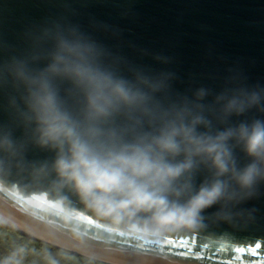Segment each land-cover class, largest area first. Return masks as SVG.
Here are the masks:
<instances>
[{
    "label": "water",
    "instance_id": "1",
    "mask_svg": "<svg viewBox=\"0 0 264 264\" xmlns=\"http://www.w3.org/2000/svg\"><path fill=\"white\" fill-rule=\"evenodd\" d=\"M60 40L79 44L103 70L159 85L154 95L162 108L148 105L157 120L162 109L184 107L207 117L210 125L200 131L215 136L264 124V0H0V210L71 245L133 263L264 264V164L257 162L258 175L247 188L229 181L225 195L201 211L198 227L159 236L98 217L60 179L57 153L38 143L13 76ZM69 87L61 95L79 117L85 99L76 90L66 93ZM232 99L241 111L223 110ZM140 115L116 118L126 140L133 133L125 129ZM227 143L237 171L254 162L243 141ZM196 163L191 175L199 188L213 170L200 158ZM168 239L188 244L172 247ZM189 247L199 257L178 254ZM241 247L244 253L237 252Z\"/></svg>",
    "mask_w": 264,
    "mask_h": 264
},
{
    "label": "clouds",
    "instance_id": "2",
    "mask_svg": "<svg viewBox=\"0 0 264 264\" xmlns=\"http://www.w3.org/2000/svg\"><path fill=\"white\" fill-rule=\"evenodd\" d=\"M13 76L23 88L38 143L57 153L54 167L60 179L98 217L124 223L131 233L159 236L195 229L201 211L225 195L229 181L247 188L258 175L257 162L264 164V124L212 136L200 131L210 125L207 117L184 107L162 109L157 120L148 105L154 101L161 106L154 95L159 85L147 77L130 81L103 70L71 40L55 42ZM64 85L70 86L66 93L83 95L81 116L73 115L61 95ZM203 96L198 93V100ZM223 110L239 112L242 105L232 99ZM132 112L141 115L135 127L125 129L133 133L129 141L115 122ZM233 137L255 158L240 171L227 143ZM197 158L213 170V179L199 188L191 175ZM226 175L228 180L222 179Z\"/></svg>",
    "mask_w": 264,
    "mask_h": 264
},
{
    "label": "rangeland",
    "instance_id": "3",
    "mask_svg": "<svg viewBox=\"0 0 264 264\" xmlns=\"http://www.w3.org/2000/svg\"><path fill=\"white\" fill-rule=\"evenodd\" d=\"M48 253L64 260L52 261ZM65 260L68 264H114L47 243L0 222V264H63Z\"/></svg>",
    "mask_w": 264,
    "mask_h": 264
},
{
    "label": "bare ground",
    "instance_id": "4",
    "mask_svg": "<svg viewBox=\"0 0 264 264\" xmlns=\"http://www.w3.org/2000/svg\"><path fill=\"white\" fill-rule=\"evenodd\" d=\"M0 222H3L4 224L24 234H27L31 237H34L39 240L45 241L47 243L56 245L58 247H62L67 250H72L74 252H77V253L92 257V258H96V259L106 261L109 263H114V264H138V263H133L130 261L120 260V259L107 256V255H101V254L71 245L70 243L62 241L61 239H59V237H56V235H51L49 233L40 231L37 228H33L32 226L20 221L19 219L14 218L12 215H9L8 213H5L1 210H0Z\"/></svg>",
    "mask_w": 264,
    "mask_h": 264
},
{
    "label": "snow or ice",
    "instance_id": "5",
    "mask_svg": "<svg viewBox=\"0 0 264 264\" xmlns=\"http://www.w3.org/2000/svg\"><path fill=\"white\" fill-rule=\"evenodd\" d=\"M145 243H146V244H152V243L159 244L160 242H159V241H157V242L145 241ZM166 243L169 244V245H171L172 247H176L177 244H179V246H181V247H184V246H186V245L188 244V241L185 240V241H182V242L178 241V242H176V243H173V241H172L171 239H168V240L166 241ZM195 243H196V241H195V239H193L192 244L195 245ZM259 247H260V245H257L256 248H253V249H252V254H253V255L256 254V251H257V249H258ZM170 250H171V249H170ZM237 252H238V253H244V252H245V249H244L243 247L238 248V249H237ZM178 254L181 255V256H190V255H194V256H196V257H199V255H200L199 253L193 254V253H192V249H191V247L188 248V251H187V252H180V253H178ZM236 259H237V260H240V259H241V256H240V255H237V256H236Z\"/></svg>",
    "mask_w": 264,
    "mask_h": 264
},
{
    "label": "trees",
    "instance_id": "6",
    "mask_svg": "<svg viewBox=\"0 0 264 264\" xmlns=\"http://www.w3.org/2000/svg\"><path fill=\"white\" fill-rule=\"evenodd\" d=\"M49 248L53 250L52 247H49ZM48 254H49V258H50V259L53 258V259H51L52 261H53V260H57V261H59V260H61V259L64 260V258H63L62 256H53V255H51V253H48ZM58 258H59V259H58ZM68 263H69V262H68L67 260H65L63 264H68ZM56 264H57V262H56Z\"/></svg>",
    "mask_w": 264,
    "mask_h": 264
}]
</instances>
